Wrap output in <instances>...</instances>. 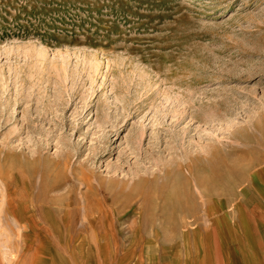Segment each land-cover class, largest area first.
Returning a JSON list of instances; mask_svg holds the SVG:
<instances>
[{
    "label": "rangeland",
    "instance_id": "obj_1",
    "mask_svg": "<svg viewBox=\"0 0 264 264\" xmlns=\"http://www.w3.org/2000/svg\"><path fill=\"white\" fill-rule=\"evenodd\" d=\"M263 205L264 0H0V256L211 246Z\"/></svg>",
    "mask_w": 264,
    "mask_h": 264
},
{
    "label": "crops",
    "instance_id": "obj_2",
    "mask_svg": "<svg viewBox=\"0 0 264 264\" xmlns=\"http://www.w3.org/2000/svg\"><path fill=\"white\" fill-rule=\"evenodd\" d=\"M261 215L255 218V234L247 238L220 239L211 246L201 244L194 235L180 234L172 236L144 235L128 243L116 254L111 255L109 264H264V205ZM263 218V219H262ZM147 232V231H145ZM189 232V230H188ZM221 249L220 262H217L214 246ZM38 251H37V250ZM57 251L52 252L43 242L30 245L19 258L0 256V264H67L53 261L60 258ZM35 256H40L34 258ZM222 260V261H221Z\"/></svg>",
    "mask_w": 264,
    "mask_h": 264
}]
</instances>
